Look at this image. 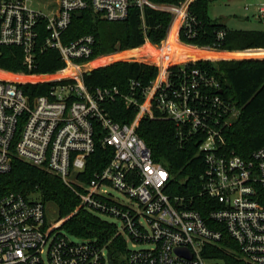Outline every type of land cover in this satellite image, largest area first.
I'll return each mask as SVG.
<instances>
[{"label":"built area","instance_id":"1","mask_svg":"<svg viewBox=\"0 0 264 264\" xmlns=\"http://www.w3.org/2000/svg\"><path fill=\"white\" fill-rule=\"evenodd\" d=\"M196 1L0 0V58L6 47L20 48L24 67L32 71L38 51L55 50L65 67L53 75L70 71L67 76L43 81L58 84L47 95L33 99L22 86L41 82L0 77V174L8 173L17 158L59 176L80 198L79 208L120 221L118 231L133 247L151 246L127 247V264H225L211 250L221 246L226 235L245 261L264 264V146L249 159L228 150L224 128L239 116L237 107L219 93L222 89L216 78L189 67L199 60L168 64L161 53L176 22L178 42L195 47L183 43L181 35L188 40L199 35L200 23L191 13ZM132 8L139 9L142 17L149 8L173 18L164 41L144 44L157 47L158 60L142 63L156 66L159 73L142 90V102L134 95L136 82L128 94L118 87H87L84 76L94 62L93 35L63 42L77 13L90 10L104 21L118 22ZM258 16L264 25V4ZM224 36L222 31L218 39ZM0 73L12 75L2 69ZM119 99L137 109L131 124L117 123L110 116L107 105ZM144 117L174 122L182 144L196 140L204 163L197 198L207 199L210 210L206 216L196 209L195 197L168 192L171 173L154 161L137 133ZM97 139L104 148L111 147L114 155L84 183L78 176L95 153ZM57 229L47 224L42 200L15 192L2 196L0 264H109L106 248L90 240L70 242ZM177 249L188 251L191 258L178 254Z\"/></svg>","mask_w":264,"mask_h":264},{"label":"trees","instance_id":"2","mask_svg":"<svg viewBox=\"0 0 264 264\" xmlns=\"http://www.w3.org/2000/svg\"><path fill=\"white\" fill-rule=\"evenodd\" d=\"M170 2V0H161ZM215 0H197L191 7V13L200 23L199 35L188 40L183 34L181 40L187 45L202 49V56L196 63L189 64L213 76L220 83L222 97L234 104L239 116L231 125L224 128L227 148L244 159L264 146V59L211 60L206 49L217 51H246L264 49V31L230 33L225 26L208 18L209 5ZM173 18L169 13L145 9L144 16L139 9L129 10L127 18L118 22H107L88 10L82 18H73L72 24L63 36L64 43H70L82 36L93 35L95 38L93 60L125 50H136L149 41L160 44L168 35ZM224 32L223 39L218 34ZM180 44V43H179ZM182 45V44H181ZM183 46V45H182ZM189 52L199 58L198 51L184 48L175 54L180 61ZM227 58L255 57L264 55L258 51L222 53ZM219 52H210L213 59L222 56ZM134 58L133 55L118 54L102 58L99 62L106 64L110 59ZM94 66V64H90ZM89 65V66H90ZM65 67L55 50L38 51L37 63L32 71H28L22 62L21 49L6 47L0 58V69L7 72H20L25 75H53ZM179 67L174 68L177 70ZM156 66L137 61H117L98 67L85 74V84L90 90L105 87H118L124 93H131V84L139 86L134 91L135 97L142 102V90L149 87L158 76ZM67 76V72L52 77H20L21 80H48ZM58 82L28 83L22 86L24 93L31 99L47 95ZM111 118L120 124H131L137 109L119 99L107 105ZM138 135L152 151L155 162L162 163L171 173L170 191L172 195L195 197V206L203 216L210 208L207 199L197 198L200 190V176L204 169L203 156L198 152L196 140L180 143L174 122L164 118L152 120L142 118L137 129ZM98 138V137H97ZM114 150L104 148L97 139L95 153L86 163L85 171L78 177L89 183L94 173L102 170L112 159ZM15 192L25 197L40 194L42 202L54 203L58 208L56 223L61 224L69 235L82 240L94 241L98 246L106 248L115 264H127L128 243L118 231L117 225L103 220L98 214L85 208H79L80 198L63 182V180L47 170L14 159L12 169L0 174V198ZM223 246V247H221ZM221 246L212 247L211 252L225 264H249L239 254L235 243L226 235Z\"/></svg>","mask_w":264,"mask_h":264},{"label":"rangeland","instance_id":"3","mask_svg":"<svg viewBox=\"0 0 264 264\" xmlns=\"http://www.w3.org/2000/svg\"><path fill=\"white\" fill-rule=\"evenodd\" d=\"M262 4H264V0H215L209 5L208 18L213 22H216L218 24H222L223 26H225V28L230 33L264 31V25L262 24V22L260 21L259 16H258V8ZM169 43H170V41L167 40V44H165L163 46L164 52L167 49V45ZM173 43H174L176 50H182V48L184 47L182 45H179L175 41ZM127 51L128 50L120 51V52H117L115 54H110V55L100 57V58L94 60V62L97 61L96 63L93 62L94 66L90 65L87 67V69L90 72L95 68L102 67V66H105V65L117 62V61H130V60L137 61L138 60L137 62H153L152 60H150L149 58H146V57H142L141 59H136V58L135 59L134 58L110 59L106 64L99 62L102 58L116 56V55L121 54V53L124 54V52H127ZM129 51H131V50H129ZM248 51L251 52L252 50L251 51L250 50L242 51V53L248 52ZM258 52H260V51H258ZM229 53H236V52H229ZM261 53H263V52H261ZM201 55H202V53H200V56ZM206 55L211 60H214V61L220 60V58L213 59L212 56L207 51H206ZM245 58H250V56H247V57L244 56L242 58H232V59H245ZM254 58H264V55H258V56H255ZM225 59L230 60L231 58L225 57ZM177 64H180V63H177ZM10 73L14 77L23 75V73H20V72H17V73L10 72ZM49 80H55V78L54 79H48V80H45V79L37 80V82H43V81H49ZM111 192L116 197L120 198L121 200H125L126 202H129L127 197L123 196L122 194L118 193L117 191L111 189ZM31 199L41 200V195L38 193L32 194ZM99 216L103 220H106L108 222H111V223H114V224L121 226V222L118 221L117 219L113 218V217H110L107 215H99ZM46 218H47V224L49 226H57L58 227L57 232H60L63 235H65L70 242L79 243L82 241L76 237L69 235L64 229L61 228V225H56L57 224L56 221L58 219V208L54 203L50 202V203L46 204ZM133 245L134 244L132 242L128 241L129 250L147 249V248L151 247L148 244H140V245H137L136 247H133Z\"/></svg>","mask_w":264,"mask_h":264},{"label":"bare ground","instance_id":"4","mask_svg":"<svg viewBox=\"0 0 264 264\" xmlns=\"http://www.w3.org/2000/svg\"><path fill=\"white\" fill-rule=\"evenodd\" d=\"M177 32H178V23L176 22L171 31H170V34H169V38H168V41H170V43L167 45V49L165 50V52L163 51V48L161 49V53L163 55V57H165V60L168 64H177V63H184V62H187V61H190V60H199L201 58L200 56V53H202V49L200 48H195V47H191V46H185L183 45L184 48H193L195 50L198 51V55H199V59H197L195 56H191V54L189 52H186L185 53V57L180 61V58L179 56H177L175 53L177 51H180V50H176L175 49V46H174V41L176 43L179 44L178 40H177ZM167 44V42L165 43ZM181 45V44H179ZM178 48V47H177ZM206 51L210 54V52H219L217 50H214V49H206ZM122 54V53H121ZM123 55H133L136 59H141L142 57H146V58H149L150 60L156 62L158 60V52H157V47H154L150 44H146L144 45L143 47H140L136 50H131V51H127V52H124ZM138 61V60H137ZM70 71H67V74H69ZM52 76H55V75H52ZM52 76H44V77H52ZM0 77H3V78H7V79H12V80H19V81H22L20 79V77H24V76H12V75H3L0 73ZM32 77H35V76H32ZM24 78H31V77H24ZM23 81H32V80H23ZM37 81V80H36Z\"/></svg>","mask_w":264,"mask_h":264},{"label":"water","instance_id":"5","mask_svg":"<svg viewBox=\"0 0 264 264\" xmlns=\"http://www.w3.org/2000/svg\"><path fill=\"white\" fill-rule=\"evenodd\" d=\"M75 17L80 19L83 17V13H77L75 14ZM223 91L220 90L219 93H222ZM176 252L180 255H184L188 258H191V255L188 253V251L182 250V249H177ZM108 260H109V264H115L114 261L112 260V256L110 254H108Z\"/></svg>","mask_w":264,"mask_h":264},{"label":"crops","instance_id":"6","mask_svg":"<svg viewBox=\"0 0 264 264\" xmlns=\"http://www.w3.org/2000/svg\"><path fill=\"white\" fill-rule=\"evenodd\" d=\"M251 51V50H250ZM252 51H260V52H263L264 53V49H257V50H252ZM235 52H242V51H235ZM220 54L222 53H229V51H219ZM220 60L222 58L225 59V56L222 54V56H219ZM218 59V58H217ZM245 59H264V58H254V57H251V58H245ZM230 60H242V59H230ZM97 62V61H96ZM94 62V63H96ZM92 64V63H91Z\"/></svg>","mask_w":264,"mask_h":264}]
</instances>
